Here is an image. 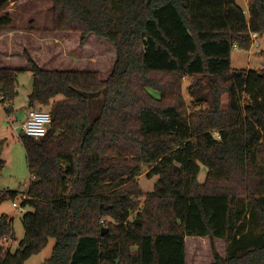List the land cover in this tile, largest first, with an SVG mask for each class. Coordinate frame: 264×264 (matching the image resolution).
Listing matches in <instances>:
<instances>
[{
    "label": "trees",
    "instance_id": "trees-1",
    "mask_svg": "<svg viewBox=\"0 0 264 264\" xmlns=\"http://www.w3.org/2000/svg\"><path fill=\"white\" fill-rule=\"evenodd\" d=\"M240 1L52 0L54 32L105 40L115 61L101 80L27 57L28 110L49 107L51 124L42 139L18 136L28 187L1 191L0 204L21 196L28 211L15 251L0 246V264H24L50 239L43 264H186L185 237L208 238L212 264H264V66L230 64L250 34L264 36V0H246L247 18ZM10 25L0 16V29ZM17 73L0 68L8 115ZM144 168L157 180L142 196ZM5 238L13 234L2 215Z\"/></svg>",
    "mask_w": 264,
    "mask_h": 264
},
{
    "label": "rangeland",
    "instance_id": "rangeland-1",
    "mask_svg": "<svg viewBox=\"0 0 264 264\" xmlns=\"http://www.w3.org/2000/svg\"><path fill=\"white\" fill-rule=\"evenodd\" d=\"M1 1V0H0ZM6 6L0 10V16L8 12L11 25L0 29V68L18 70L11 115L15 118L8 123L5 114L0 111V142H2V159L5 168L0 177V192L14 191L23 194L30 176L24 149L19 141L20 124L28 111V96L32 88V74L27 63L29 57L38 67L44 70L58 71H93L101 80H105L115 61V50L105 40L90 35L82 42L79 33L54 32L52 27V0H6ZM247 18L246 0L239 2ZM258 48L248 51L233 49L230 55L231 68L234 70H260L264 66V36L258 38ZM187 82L183 85V95L189 101L186 92ZM56 97L54 101L61 100ZM225 102L226 98L223 97ZM32 110L49 112V107L35 106ZM12 127H16L14 131ZM137 178V185L143 195L152 191L157 177H146V169ZM206 169L200 167L198 182L202 183ZM22 197L0 204V217L5 215L11 221L13 240L0 239V246L11 253L23 238L22 215L28 208H21ZM18 208H14L12 204ZM185 263L212 264L211 242L208 238H187ZM194 240V241H192ZM55 241L50 239L47 246L32 256L24 264H43L52 253ZM214 251L225 257V244L221 240H213Z\"/></svg>",
    "mask_w": 264,
    "mask_h": 264
},
{
    "label": "built area",
    "instance_id": "built-area-1",
    "mask_svg": "<svg viewBox=\"0 0 264 264\" xmlns=\"http://www.w3.org/2000/svg\"><path fill=\"white\" fill-rule=\"evenodd\" d=\"M258 38V35L250 34V48H258ZM9 108H11V103L7 101L4 102L3 96L0 94V111L5 114L8 123L13 122V120H15V118L11 114H7V110ZM50 124L51 117L49 112L42 110H28L24 121L19 126L20 133L34 140H39L46 136ZM12 129L15 131L16 127H12ZM24 198L25 197H23L22 199ZM12 206L16 209L18 208V206L14 203L12 204Z\"/></svg>",
    "mask_w": 264,
    "mask_h": 264
},
{
    "label": "crops",
    "instance_id": "crops-1",
    "mask_svg": "<svg viewBox=\"0 0 264 264\" xmlns=\"http://www.w3.org/2000/svg\"><path fill=\"white\" fill-rule=\"evenodd\" d=\"M6 13L8 14V12H6ZM187 238H190V237H185V239H184V243H185V253H186V250H187V246H186V242L188 241ZM192 241H194V240H192Z\"/></svg>",
    "mask_w": 264,
    "mask_h": 264
},
{
    "label": "water",
    "instance_id": "water-1",
    "mask_svg": "<svg viewBox=\"0 0 264 264\" xmlns=\"http://www.w3.org/2000/svg\"><path fill=\"white\" fill-rule=\"evenodd\" d=\"M106 233V229L101 230V236H103Z\"/></svg>",
    "mask_w": 264,
    "mask_h": 264
}]
</instances>
